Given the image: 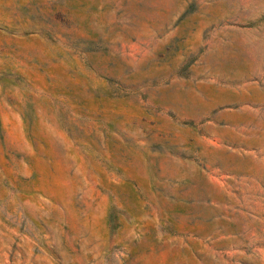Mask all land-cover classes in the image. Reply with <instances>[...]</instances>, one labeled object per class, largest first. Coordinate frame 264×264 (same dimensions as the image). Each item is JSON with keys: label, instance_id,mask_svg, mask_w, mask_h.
<instances>
[{"label": "rangeland", "instance_id": "374dc122", "mask_svg": "<svg viewBox=\"0 0 264 264\" xmlns=\"http://www.w3.org/2000/svg\"><path fill=\"white\" fill-rule=\"evenodd\" d=\"M0 264H264V0H0Z\"/></svg>", "mask_w": 264, "mask_h": 264}]
</instances>
